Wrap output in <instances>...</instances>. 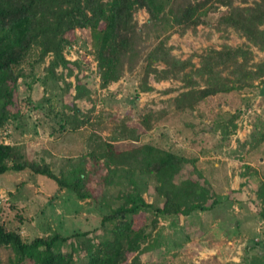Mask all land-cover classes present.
Returning a JSON list of instances; mask_svg holds the SVG:
<instances>
[{
	"label": "rangeland",
	"instance_id": "374dc122",
	"mask_svg": "<svg viewBox=\"0 0 264 264\" xmlns=\"http://www.w3.org/2000/svg\"><path fill=\"white\" fill-rule=\"evenodd\" d=\"M253 1L246 0L248 4ZM226 10L220 7L211 12L207 17L210 26H198L183 36L173 34L168 41L172 54L186 59L223 44L245 45L244 38L231 28L225 33L213 30ZM134 17L141 24L147 15L140 10ZM66 39L63 55L77 64L63 68L51 55L36 62V47L22 61L25 76L17 81L15 106L10 108L13 116L0 129V142L17 145L28 159L48 163L56 175L68 172L70 165L104 141L118 151L149 143L179 153L188 162L177 182L186 178L197 181L203 189L195 202L206 199L207 205L215 203L208 210L195 209L188 215L139 212L135 228L146 216L155 219L156 225L150 226L126 264H264V220L258 214L262 205L256 196L264 181V52L251 47V63L261 67V76L251 87L204 99L194 110L180 112L173 98L182 91L181 82L156 83L152 75L143 78V58L156 44L153 37L140 44V59L134 68L106 89L98 87L89 31L74 30ZM192 61L197 66L196 56ZM75 76L88 84L90 93L70 102ZM198 85L203 86V81ZM145 86L153 90L145 92ZM64 103L79 108L73 119L74 123L83 121L80 127L58 129ZM72 174L84 175L80 186L90 196L78 199L55 182L28 171L0 175V222L17 230L24 240L53 232L63 236L88 232L61 247L63 253L72 252L79 263L88 251L96 253L101 242L118 240L113 225H101L100 220L123 205L128 195L138 193L148 204H162L154 191L155 181L147 174L108 172L101 160L73 168L68 178ZM12 257L9 247H0V264Z\"/></svg>",
	"mask_w": 264,
	"mask_h": 264
},
{
	"label": "trees",
	"instance_id": "16d2710c",
	"mask_svg": "<svg viewBox=\"0 0 264 264\" xmlns=\"http://www.w3.org/2000/svg\"><path fill=\"white\" fill-rule=\"evenodd\" d=\"M56 1L0 0V129L13 116L10 108L15 106L17 81L25 76L20 65L30 49L37 48L36 62L51 55L63 68L77 64L63 55L66 35L74 30L90 33L101 89L117 82L125 71H131L140 59V44L153 37L156 44L143 58V78L152 75L156 83L169 79L181 82L182 91L173 98L180 112L194 110L204 99L249 88L261 76L260 65L251 63V47L264 52V0L251 4L245 0L242 5L235 4L236 0H60L55 4ZM220 7L227 10L212 26L213 30L225 33L231 28L246 44L237 47L223 44L220 49H210L206 54H193L186 59L173 55L168 45L170 37L195 32L198 26H210L208 15ZM140 10L147 15L141 24L134 17ZM195 56L197 66L192 61ZM51 67L49 64L47 70ZM74 78L75 94L70 102L87 98L90 93L88 84L77 76ZM199 80L203 81L201 87ZM197 86L199 88L195 89ZM142 89L145 92L153 90L147 86ZM78 113V107L64 103L62 118L57 121L58 129L80 127L83 121L74 123L73 119ZM237 115L234 114L229 122ZM89 160H101L108 172L123 170L149 175L155 181L154 191L162 204H148L138 193L128 195L123 205L100 220L101 225H113L118 240L101 242L96 253L88 251L79 263L77 259L74 261L72 252L63 253L61 247L70 240L86 237L88 232L67 236L53 232L24 240L17 230L7 229L0 222V247H9L13 252L6 264H126L128 256L156 225L155 219L146 216L145 222L135 228L134 219L139 212L157 216L188 215L195 209L208 210L215 203L213 200L207 205L206 199L195 202L203 189L197 181L186 178L177 182L183 165L188 162L184 156L149 143L118 151L111 142H100L95 149L82 155L77 164L70 165L68 172L56 175L48 163L28 159L17 145L0 142V175L28 171L55 182L78 199L90 196L80 186L84 175L72 174L68 178V174L73 173V168H82ZM256 196L262 205L258 214L264 220V181L258 185Z\"/></svg>",
	"mask_w": 264,
	"mask_h": 264
}]
</instances>
